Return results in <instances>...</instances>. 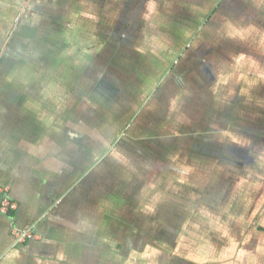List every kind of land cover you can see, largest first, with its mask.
<instances>
[{
	"label": "crops",
	"instance_id": "crops-1",
	"mask_svg": "<svg viewBox=\"0 0 264 264\" xmlns=\"http://www.w3.org/2000/svg\"><path fill=\"white\" fill-rule=\"evenodd\" d=\"M262 96L264 0H0V264H264Z\"/></svg>",
	"mask_w": 264,
	"mask_h": 264
},
{
	"label": "rangeland",
	"instance_id": "rangeland-1",
	"mask_svg": "<svg viewBox=\"0 0 264 264\" xmlns=\"http://www.w3.org/2000/svg\"><path fill=\"white\" fill-rule=\"evenodd\" d=\"M105 36H107V35H105ZM161 52V55L162 54H164L163 56L164 57H166V58H168L169 60H172V61H175L176 59H177V55L174 53V52H172V51H160ZM181 51H179L178 53H180ZM159 80V79H158ZM156 81H157V79H156ZM179 81V80H178ZM156 83V82H155ZM155 83H153V86L151 87V89H153L154 87H156V84ZM191 84H193V85H195L196 84V81H191L190 82ZM261 87H263V85L262 84H260V89H261ZM149 91L148 90H146L145 91V93H148ZM201 93V96L202 95H206V96H203L204 97V105H203V108L204 109H206L207 108V105L206 104H209V105H211V106H213V105H215V103L213 102V99H211V98H209V96H207L208 94H209V90H206V91H203V92H200ZM220 93L221 94H224V92L222 91V90H220ZM258 93V90L256 91V94ZM212 97V96H211ZM252 101H254V102H258V103H262L263 105H264V101L262 102L261 100L260 101H258V99H254V100H252ZM231 102H229V103H227V110H231ZM262 108V107H261ZM249 109H250V112H251V107H249ZM199 109H197V108H195V109H188V108H186L185 109V111H183V114H182V116H185V117H189L192 113H195V112H197V113H195L196 115H197V117H199V111H198ZM108 115V114H107ZM220 115H217V114H215L214 115V118H215V120H217V121H219V122H221L222 121V118H220L219 117ZM204 117V116H203ZM212 120H214L213 119V117H212ZM251 120V119H250ZM213 124V123H212ZM220 129V126L219 125H216V127L214 126L211 130H213V131H211L210 130V132L212 133L211 135H213V136H215L218 140H224L225 139V137H226V134H224L226 131H220L219 130ZM242 131L243 130H236V131H234V133L235 134H241L242 133ZM208 132V131H207ZM209 132V133H210ZM140 133H142V132H139V133H136V135H134V137H140ZM263 135V134H262ZM145 136V135H144ZM141 138H143V137H141ZM150 138H149V136L147 137V136H145V138L142 140V143H144V142H146L147 141V144H150V140H149ZM146 144V145H147ZM223 144H225V142L223 141L222 142V144L221 145H223ZM220 147L221 146H218L217 147V149L216 150H220ZM147 148V149H146ZM156 148L155 147H149V146H144V145H142L141 144V147L139 148V149H133V150H129V151H124L125 153H133V154H136V155H145V154H148V152L146 151V150H149V152H152V150H155ZM220 152H223V151H221L220 150ZM262 162L264 163V155H262ZM153 164L152 165H154L155 164V160L153 159ZM148 163H150V162H148ZM147 163V164H148ZM218 165H219V162H218ZM231 166H232V168H234V167H236V165H229V166H227L226 165V163L223 165V166H221L223 169H225L226 170V172H228V171H231ZM203 179V178H202ZM203 181H205V179H203ZM233 183V186H238V181H234V182H232ZM237 191L239 192L240 191V186L238 187V189H237ZM237 193V192H236ZM213 208V206L211 205V206H206V205H201V208L199 209V210H196L195 211V218L194 219H203V218H208V217H211V216H221V213L219 212V211H215V209H212ZM221 210V209H220ZM242 210L241 209H235V206L233 207V209L230 211V212H232L233 213V215L236 217V219H238L239 221H241L242 222V224H245L246 222H245V220L242 218V216L244 215V214H242L243 212H241ZM260 213H261V210L259 211ZM180 213H181V211H180ZM193 213V211H191L190 209H188V211L186 210L185 211V213H184V215L182 214V216L181 217H184V218H182V219H184L183 221H186V223L190 220V217H192V216H190V214H192ZM223 213V212H222ZM201 217V218H198V217ZM201 222V221H200ZM253 222H251L250 221V231H252V229H254V232L255 233H260V232H264V230L262 229V227H257V226H254V223L252 224ZM204 224V223H203ZM251 227H253V228H251ZM154 228V231H153V234H152V236H150V240H148L147 242H146V244H145V246H144V249L146 250V249H151V250H158V251H160V250H162V251H164L165 250V248H172V249H175V247L177 246V248H180V247H182V244L184 245V243H182L181 242V238L182 237H179L178 238V233H177V231L178 230H175V232L174 233H172V232H170L169 233V237H162V236H160V235H158L157 234V232H159V227H153ZM171 229H173L172 227H170ZM182 228V227H181ZM137 229L138 230H144V227H142V226H140V225H138L137 226ZM182 230V229H181ZM180 230V231H181ZM202 230H207V227H206V225L204 224V225H202ZM234 230H238V229H234ZM260 230V231H259ZM160 233V232H159ZM181 234H183V233H181ZM206 234V233H205ZM207 235H208V233H207ZM209 236V235H208ZM175 237V238H174ZM254 238H256V237H254ZM196 239H197V242H199L200 244H204L205 243V241H206V243L207 242H209V239L208 238H206L205 239V241H203L204 239H203V237L200 235H198V237H197V235H196ZM190 243V242H189ZM186 245V244H185ZM240 245H241V243H240ZM238 246H239V243H238ZM190 248H191V246H190ZM196 248L198 249L199 248V246H196ZM226 250H227V248H226ZM255 260H258V258L256 257V258H254ZM205 260V259H204ZM203 260V261H204ZM204 262H201V264H203ZM209 262H207L206 264H208Z\"/></svg>",
	"mask_w": 264,
	"mask_h": 264
},
{
	"label": "built area",
	"instance_id": "built-area-1",
	"mask_svg": "<svg viewBox=\"0 0 264 264\" xmlns=\"http://www.w3.org/2000/svg\"><path fill=\"white\" fill-rule=\"evenodd\" d=\"M0 196H1V205L0 210L2 213L10 215L12 218L18 209V203L10 198L8 195L7 189L0 185ZM14 236L16 239V245L23 244L29 239L34 238V233L31 228H13Z\"/></svg>",
	"mask_w": 264,
	"mask_h": 264
},
{
	"label": "flooded vegetation",
	"instance_id": "flooded-vegetation-1",
	"mask_svg": "<svg viewBox=\"0 0 264 264\" xmlns=\"http://www.w3.org/2000/svg\"><path fill=\"white\" fill-rule=\"evenodd\" d=\"M174 68V66L172 67V69ZM262 98H264V96H262ZM172 228H174V227H172Z\"/></svg>",
	"mask_w": 264,
	"mask_h": 264
}]
</instances>
